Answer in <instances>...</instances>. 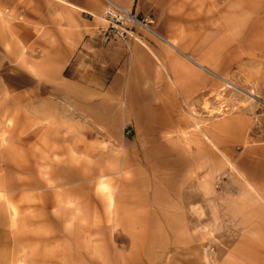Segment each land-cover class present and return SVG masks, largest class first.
I'll list each match as a JSON object with an SVG mask.
<instances>
[{
    "label": "crops",
    "instance_id": "obj_1",
    "mask_svg": "<svg viewBox=\"0 0 264 264\" xmlns=\"http://www.w3.org/2000/svg\"><path fill=\"white\" fill-rule=\"evenodd\" d=\"M105 1L0 0V192L39 198L29 242L48 244L49 215L93 213L76 183L115 175L118 213L156 215L172 245L214 219L227 231L216 264H264V127L251 131L216 77L264 93V1L109 0L149 23L126 42L98 33ZM8 229L6 263L20 244Z\"/></svg>",
    "mask_w": 264,
    "mask_h": 264
},
{
    "label": "rangeland",
    "instance_id": "obj_2",
    "mask_svg": "<svg viewBox=\"0 0 264 264\" xmlns=\"http://www.w3.org/2000/svg\"><path fill=\"white\" fill-rule=\"evenodd\" d=\"M100 18L104 27L99 28L98 33L106 27L102 15ZM239 72L240 76L245 74L243 70ZM224 79L225 81H221L223 82L220 89L221 99L225 103L234 102L240 112L250 115L251 131H255V129L261 131L264 127V119L257 116L259 110L256 109L255 103L248 97L246 91H253L254 94L261 97H264V93H257L251 88L242 87L230 78ZM237 109L234 111L238 112ZM248 110L251 113L246 112ZM222 112L225 114L230 110ZM219 116H223V114ZM4 135L5 133L0 129V140ZM7 168L0 166V171L7 172ZM227 174L230 172L224 168L222 174L217 175L213 182L214 190L219 191L220 195L231 188L230 182L226 181ZM117 177L115 175L105 177L104 182L76 183L75 190H78L80 195H84L86 198L90 197L93 213L81 215L65 212L62 215H49L46 225L48 244L43 246L29 242L31 237H39V235L33 234L40 233V229L35 228L34 230L33 223L34 218L40 216L33 209L39 205V198L24 196L25 193L22 190L16 192V198L9 199L4 191L0 192V239L11 237L8 226L12 222L16 227L13 236L19 239L20 243L16 246V261L6 263L1 259L0 264H30L26 261L25 255L32 253L37 258L40 256V252L44 253L42 257L45 260L37 261L34 264H216L215 255L227 231L217 227L218 224L214 219L209 220L210 225H213L207 230L192 229L184 232L185 234L191 233V243L172 245L173 231L156 228L158 225L155 222L156 215L118 213L115 207L117 205L111 204V194L118 196L119 193ZM3 185L6 186L7 182ZM0 189L4 190V188ZM70 190L71 187H65V192H71ZM68 195L70 196V193ZM50 201L52 202V200ZM78 202L79 199L73 200L69 197L64 199L63 205L65 207L77 206ZM10 204L12 207L15 206L12 208L15 211L12 216L8 213ZM81 204L87 205V199ZM115 204H117V200ZM60 217H63V223H61ZM178 232L176 231V235ZM205 234H207V239L202 238ZM24 239H27L28 242L24 243Z\"/></svg>",
    "mask_w": 264,
    "mask_h": 264
},
{
    "label": "built area",
    "instance_id": "obj_3",
    "mask_svg": "<svg viewBox=\"0 0 264 264\" xmlns=\"http://www.w3.org/2000/svg\"><path fill=\"white\" fill-rule=\"evenodd\" d=\"M106 6L102 13V19L106 24L104 29H101L99 33L105 37L117 38L124 42L128 39H134L133 26L142 27L147 30H151L149 23L143 18L138 17L132 11H129L114 1H105ZM248 97L255 103L256 109L259 110L257 116L264 119V97L256 95H249ZM213 251V249H211Z\"/></svg>",
    "mask_w": 264,
    "mask_h": 264
},
{
    "label": "bare ground",
    "instance_id": "obj_4",
    "mask_svg": "<svg viewBox=\"0 0 264 264\" xmlns=\"http://www.w3.org/2000/svg\"><path fill=\"white\" fill-rule=\"evenodd\" d=\"M170 46L172 47V48H175V46H173L172 44H170ZM188 60V59H187ZM192 62V61H191ZM197 64V63H196ZM199 67V66H198ZM199 68H201L202 70H205V71H208L207 69H205V68H203V67H199ZM210 71H208V73H209ZM213 76H215V75H213ZM218 79H220V80H222V81H225V79L223 78V77H220V76H216ZM230 85V84H229ZM229 85H227V86H229ZM230 86H232V85H230ZM229 86V87H230ZM235 86V85H234ZM246 93H248L249 95H253V91H246Z\"/></svg>",
    "mask_w": 264,
    "mask_h": 264
}]
</instances>
